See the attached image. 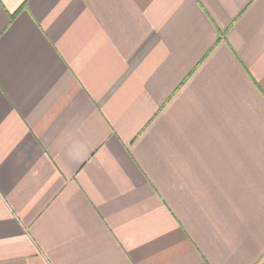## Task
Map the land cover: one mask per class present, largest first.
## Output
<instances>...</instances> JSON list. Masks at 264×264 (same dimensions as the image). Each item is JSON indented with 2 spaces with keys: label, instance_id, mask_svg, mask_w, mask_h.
<instances>
[{
  "label": "crops",
  "instance_id": "1",
  "mask_svg": "<svg viewBox=\"0 0 264 264\" xmlns=\"http://www.w3.org/2000/svg\"><path fill=\"white\" fill-rule=\"evenodd\" d=\"M0 264H264V0H0Z\"/></svg>",
  "mask_w": 264,
  "mask_h": 264
}]
</instances>
